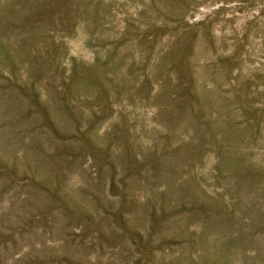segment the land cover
Segmentation results:
<instances>
[{"label": "rangeland", "instance_id": "374dc122", "mask_svg": "<svg viewBox=\"0 0 264 264\" xmlns=\"http://www.w3.org/2000/svg\"><path fill=\"white\" fill-rule=\"evenodd\" d=\"M40 19L0 56V264H264V0Z\"/></svg>", "mask_w": 264, "mask_h": 264}, {"label": "trees", "instance_id": "16d2710c", "mask_svg": "<svg viewBox=\"0 0 264 264\" xmlns=\"http://www.w3.org/2000/svg\"><path fill=\"white\" fill-rule=\"evenodd\" d=\"M8 3H14L15 0H8ZM30 3L26 5V0H22L23 7L25 8V15H21V9H17L13 13V3L7 8H2L0 5V56L4 57L6 62L5 65L9 66L6 74H11L13 76L14 66L21 64L20 60L21 46L26 42H31L36 37L31 33H22L21 31L27 27V29H36L39 26V21L42 16L47 17V12L52 8H57V3L59 0H31ZM40 17V18H39ZM16 28H21L18 31ZM16 30L15 32H12ZM9 36L13 38L10 46H8ZM3 37V39H2ZM3 66V67H4ZM0 69V73H1ZM3 74V73H1ZM4 74V75H6ZM37 97V94H36Z\"/></svg>", "mask_w": 264, "mask_h": 264}]
</instances>
